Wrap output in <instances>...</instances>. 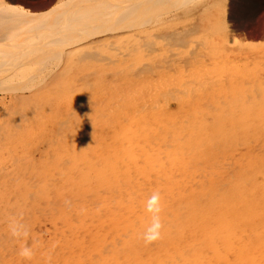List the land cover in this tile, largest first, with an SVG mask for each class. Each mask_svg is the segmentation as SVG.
Masks as SVG:
<instances>
[{"label": "bare ground", "instance_id": "bare-ground-1", "mask_svg": "<svg viewBox=\"0 0 264 264\" xmlns=\"http://www.w3.org/2000/svg\"><path fill=\"white\" fill-rule=\"evenodd\" d=\"M227 1L0 0V264H264V33Z\"/></svg>", "mask_w": 264, "mask_h": 264}, {"label": "rangeland", "instance_id": "rangeland-1", "mask_svg": "<svg viewBox=\"0 0 264 264\" xmlns=\"http://www.w3.org/2000/svg\"><path fill=\"white\" fill-rule=\"evenodd\" d=\"M227 2H229L227 6L230 8V12L233 11L232 14L235 16H241L245 33H256V35L264 33V0H230ZM236 9L237 11H235ZM256 35L254 38L257 37Z\"/></svg>", "mask_w": 264, "mask_h": 264}, {"label": "clouds", "instance_id": "clouds-1", "mask_svg": "<svg viewBox=\"0 0 264 264\" xmlns=\"http://www.w3.org/2000/svg\"><path fill=\"white\" fill-rule=\"evenodd\" d=\"M147 210L153 213V217L151 226L148 227L145 233L143 234V239L146 243H152L161 237V229L163 227L159 215V213L162 211L161 194L158 191L154 192L152 196L148 199ZM12 234L14 236L19 234L16 226L12 227ZM26 234L27 233L25 232V235ZM20 255L26 259H31L34 255V252L32 249L25 247L20 251Z\"/></svg>", "mask_w": 264, "mask_h": 264}]
</instances>
